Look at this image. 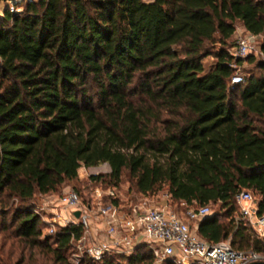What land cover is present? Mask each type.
Masks as SVG:
<instances>
[{
	"label": "trees",
	"instance_id": "trees-1",
	"mask_svg": "<svg viewBox=\"0 0 264 264\" xmlns=\"http://www.w3.org/2000/svg\"><path fill=\"white\" fill-rule=\"evenodd\" d=\"M235 23L260 38L264 57V0H36L3 12L0 264H73L78 228L41 237L31 202L102 163L108 172L87 185L117 189L125 172L138 194L164 188L174 204L217 205L195 236L264 255V236L234 219L240 191L264 214V60L231 58ZM241 63L252 68L230 84ZM116 260L151 255L137 247L76 264Z\"/></svg>",
	"mask_w": 264,
	"mask_h": 264
},
{
	"label": "built area",
	"instance_id": "built-area-1",
	"mask_svg": "<svg viewBox=\"0 0 264 264\" xmlns=\"http://www.w3.org/2000/svg\"><path fill=\"white\" fill-rule=\"evenodd\" d=\"M256 38L242 29L228 50L231 58L251 54L264 60L255 46ZM241 82V76L236 73L229 78L230 84ZM84 193L85 201L72 189L61 192L54 199L49 195L51 208L57 205L66 211L67 216L52 210L47 234L56 232L55 225L78 228L76 234L69 232L67 240L69 259L73 264L83 258L97 261L104 256L128 257L137 247H144L150 253V264H247L264 261L263 254L232 249L228 240L209 243L196 237V222L210 214L207 205L178 203L182 211L176 213L167 210L164 203L157 206H149L144 200L123 203L114 187L87 185ZM163 196L170 200L168 194ZM234 199L237 205L234 219L248 227L255 237H263L264 214H257L252 195L240 191ZM75 211L77 217L73 216ZM116 263L126 264L118 260Z\"/></svg>",
	"mask_w": 264,
	"mask_h": 264
},
{
	"label": "rangeland",
	"instance_id": "rangeland-1",
	"mask_svg": "<svg viewBox=\"0 0 264 264\" xmlns=\"http://www.w3.org/2000/svg\"><path fill=\"white\" fill-rule=\"evenodd\" d=\"M28 0H16V3L12 4L11 7L10 3L8 2H0V15L2 13L3 10L7 9L12 10V13H19L22 10V5L25 4V2ZM144 2H149L151 0H142ZM242 27L235 23L234 25V31L233 34L231 36L230 39V43L232 44V46L235 43V36L236 34H239V32H241ZM259 43H260V38L257 37L255 39V46L259 47ZM230 49V48H229ZM257 58H260V56H254ZM212 58H206L204 59L203 63L204 66H208L210 65L213 61ZM252 68L251 64H247V63H241L240 65H236L234 67V74H238L241 77L245 76V73L247 70H250ZM108 172V167L105 164H98L94 167H90V168H79L77 170V175H76V182H72V183H68L64 186H62L60 188V190L58 192H55L54 194H46V196L43 195H35L32 199V206H33V213L39 218V222L41 224L40 227V235L41 237L44 235H48L46 228L48 227V224L51 222V217H52V210L51 207L53 205H51V203L49 202V195H52L53 199L55 196H58L61 192L66 191L68 189H73L74 186L78 185V183L80 186V189L83 191V196L85 197V191H86V178L90 175H95V174H103ZM118 193H119V198L123 203H128V202H137L138 200H144L147 205L151 206H157L160 204H165L167 210L169 211H173L176 213H179L180 211H182V207L179 206L178 203L174 204L172 203L170 200H168V198H165L166 192L165 189L162 188L161 190L153 193V194H138L133 190V187L129 184L128 182V177L126 175L125 172H123L121 174L120 177V183L119 186L117 188ZM85 194V195H84ZM83 197V200L85 201L86 198ZM17 205L15 200H11L8 202V206L6 207V209L8 208H15ZM209 208V212L213 213V212H217L218 211V206L217 205H208ZM56 210H53V212H57L58 214L61 213V208H55ZM0 211H1V204H0ZM58 226V225H55ZM190 229L191 231H193L192 225H190ZM1 234V233H0Z\"/></svg>",
	"mask_w": 264,
	"mask_h": 264
},
{
	"label": "water",
	"instance_id": "water-1",
	"mask_svg": "<svg viewBox=\"0 0 264 264\" xmlns=\"http://www.w3.org/2000/svg\"><path fill=\"white\" fill-rule=\"evenodd\" d=\"M0 2H8V3H10V6H9V7H11L12 4L16 3V0H0ZM31 2H32V3H33V2H36V0H28V1L25 2V4H26V3H31ZM5 10H7V9H5ZM5 10L2 11V13H1V15H0V19L2 18V14H3V12H4ZM73 216H74V217H77V212H76V211L73 212ZM247 264H264V261L250 262V263H247Z\"/></svg>",
	"mask_w": 264,
	"mask_h": 264
},
{
	"label": "crops",
	"instance_id": "crops-1",
	"mask_svg": "<svg viewBox=\"0 0 264 264\" xmlns=\"http://www.w3.org/2000/svg\"><path fill=\"white\" fill-rule=\"evenodd\" d=\"M103 164H105V163H103ZM106 165V164H105ZM107 166V165H106ZM108 167V166H107ZM80 168H82V167H80ZM43 196H46V195H43ZM55 208H60V207H58L57 205H54V207L53 208H51V210H56ZM61 210V213H60V215L61 216H67V213H66V211H64V210H62V209H60Z\"/></svg>",
	"mask_w": 264,
	"mask_h": 264
}]
</instances>
